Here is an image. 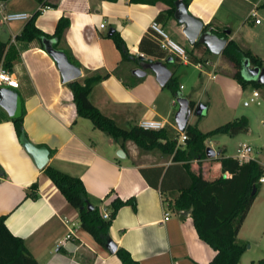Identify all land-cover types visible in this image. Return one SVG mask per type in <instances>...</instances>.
I'll return each mask as SVG.
<instances>
[{"label":"crops","instance_id":"crops-1","mask_svg":"<svg viewBox=\"0 0 264 264\" xmlns=\"http://www.w3.org/2000/svg\"><path fill=\"white\" fill-rule=\"evenodd\" d=\"M44 6L50 8L41 12ZM260 6H264V0H192L188 8L207 29L225 33L264 60V21L257 23L253 17V38L246 39L241 33L251 10ZM166 7L164 3L129 0H0V41L6 43L0 54V71L6 68L17 77L19 86L13 89L23 103V128L32 142L49 148V165L81 178L92 204L99 206L101 213L104 208L110 212L115 198L135 200L136 208L130 203L122 206L111 223L109 234L118 248H126L140 264H209L215 250L200 238L190 210L178 209L175 201L192 184V172L202 170L206 179L218 178L222 173L220 160L216 170L208 172L205 166L211 169L212 164L207 162L210 157L193 159L188 168L185 161L174 160L173 154L143 149L132 140L123 147L91 119L77 114L73 92L46 50L44 41L54 42L55 38L27 41L20 37L35 14L37 27L50 35L61 18L67 19L69 24L59 40V49L81 68L77 80L109 74L91 90V102L121 127L140 125L143 119L157 120L164 124L162 128L169 136L179 137L175 96L169 87L159 83L153 70L147 69L145 76L134 73L144 66L142 61L165 63L172 77L177 78L179 91L183 85L176 64H193L210 80L216 79L230 110L233 106L228 101L229 91L239 89L240 83L233 77V63L223 53L216 60L212 58L205 44L193 51L195 57L201 58L199 61H192L187 50L188 59H183L162 47L161 43L168 39L182 47L188 40L184 25L175 16L165 21L158 19ZM13 12L29 13L30 18L5 21L4 15ZM153 21L162 25L167 38L151 28ZM111 30L124 39L132 59H123ZM181 73L183 77L188 74L186 70ZM213 137L206 140L207 147ZM120 149L124 156L117 154ZM223 150H215L213 159L221 158ZM0 167L5 172L0 175V216L7 215V227L26 240L38 264H123L116 253L81 227L78 211L69 206L44 168L37 165L1 106ZM35 183L37 188L33 187ZM254 204L255 201L238 237ZM167 211L170 217L165 219Z\"/></svg>","mask_w":264,"mask_h":264},{"label":"trees","instance_id":"trees-1","mask_svg":"<svg viewBox=\"0 0 264 264\" xmlns=\"http://www.w3.org/2000/svg\"><path fill=\"white\" fill-rule=\"evenodd\" d=\"M6 1V0H3ZM116 1V0H113ZM132 3L158 4L164 3L167 7L158 16L159 20L165 21L174 16L176 0H129ZM192 0H185L189 5ZM35 16H32L25 25L21 38L27 41L33 39L55 38L53 45L59 49V40L69 22L61 18L53 35L43 32L35 23ZM205 30L207 26H205ZM211 32H213L210 29ZM218 35L228 39L223 54L228 58L235 68L233 77L242 86H246L249 81L254 82L257 87L264 85L257 80H247L242 75L243 62L249 60L253 66L264 67V60L249 49L242 48L237 41L229 39L225 33L215 32ZM117 47L122 51L123 59H132L124 39L116 31L111 34ZM204 46L196 42L192 50L188 51L192 61H199L193 55L196 48ZM6 43L0 41V54L4 53ZM208 52L210 50L205 47ZM69 56V55H68ZM70 60L78 65L70 56ZM138 62L140 60L137 58ZM147 65L148 61H142ZM7 68L11 67L6 65ZM109 74H97L86 77L83 82L75 79L67 82L71 88L74 101L79 116L91 119L96 127L107 132L117 142L124 147L128 140L134 141L143 149H159L165 154H173V159L185 161L190 168V161L193 159H203L207 157L206 140L218 134L236 135L249 130L248 118L243 116L235 120L228 121L218 127L203 132L196 125L188 123L185 132L187 139L184 146L178 144V137H171L164 128L144 129L140 125H134L130 128L119 126L115 120L105 115L97 106H95L89 97L93 87L108 77ZM171 89L174 96L180 97L179 83L175 76L166 84ZM192 109L196 108L197 102L190 100ZM15 128L19 138L27 136L23 128V114L18 118H13ZM219 158L222 174L214 179L208 180L203 176L202 170L192 172V184L184 189L176 199V207L180 210H190L195 227L200 238L208 243L214 250L215 255L209 264H241L240 259L246 250V245L238 241L240 229L251 209L252 204L260 189V179L264 175V166L256 159H250L240 162L231 156ZM45 173L53 180L56 186L67 198L70 207L76 209L79 213L81 227L88 231L95 240L103 246L111 238L109 229L119 209L132 204L136 208V202L133 199L122 200L115 198L110 204V218L105 219L99 206L94 205L89 209L88 202H91L90 194L87 192L81 178L65 173L52 165L44 167ZM225 173L230 176L224 177ZM0 175H5L0 167ZM37 188L36 183L33 184ZM256 192L253 193V190ZM37 197L36 193H32ZM92 203V202H91ZM7 215L0 216V264H38L37 259L27 246L26 240L14 235L6 225ZM123 264H140L131 253L124 247H119L115 252ZM249 264H264V258L258 261H251Z\"/></svg>","mask_w":264,"mask_h":264},{"label":"rangeland","instance_id":"rangeland-1","mask_svg":"<svg viewBox=\"0 0 264 264\" xmlns=\"http://www.w3.org/2000/svg\"><path fill=\"white\" fill-rule=\"evenodd\" d=\"M258 14L264 21V6L258 8ZM254 18L250 15L246 20L245 28L241 31L242 36L246 39L253 38ZM264 26V22H263ZM190 43L184 44L187 51L190 50ZM210 56L215 60L219 58V54L209 52ZM245 61L243 62V66ZM175 68L178 69L177 75L180 77L181 97L193 99L197 102L202 101V104L207 108L205 114H192L191 122L203 131L214 129L228 121L235 120L240 117H247L249 122V130L236 135L218 134L208 143V147H213L215 150L224 149L226 156L233 157L237 153V149L243 143H248L253 150L250 157L258 160L264 166V85L257 87L254 82L249 81L244 87L236 80L239 89L229 91L228 101L233 106V110L226 107V94L217 87L216 79L210 80L205 73H200L193 64L186 66L182 63H177ZM211 70V67L205 68ZM186 70L189 74L185 76L182 71ZM235 70V69H234ZM181 74V75H180ZM242 75L245 79L251 80L249 75H246L242 70ZM198 78L197 83L194 79ZM256 79V78H255ZM253 79V80H255ZM255 90H259L261 96L257 101L252 102L249 106L244 105V101L249 100ZM174 114L180 108L179 98L174 97ZM208 156L206 157V159ZM219 158H211L209 165H206V171L214 172ZM212 172V173H213ZM222 173H220L221 175ZM219 175V176H220ZM238 241L246 245V250L241 256V264H249L251 261H258L264 258V182L260 183V190L255 200L253 211L244 225V228L238 237Z\"/></svg>","mask_w":264,"mask_h":264},{"label":"water","instance_id":"water-1","mask_svg":"<svg viewBox=\"0 0 264 264\" xmlns=\"http://www.w3.org/2000/svg\"><path fill=\"white\" fill-rule=\"evenodd\" d=\"M175 5L176 8L174 16L179 23L184 25L183 32L189 43L194 45L196 42H200L205 44L214 54L223 53L227 46L228 39L218 35L217 33L211 32L210 30H205V23L189 11L185 0H176ZM112 32L113 30L110 31V33ZM44 42L46 50L57 63L63 82L78 79L82 73L81 68L70 60L68 54L64 50L56 48L53 45L52 40H45ZM250 64L249 60H245V65L242 68L243 72L246 75H249L250 79L256 78L255 80L264 84V67H250ZM147 69H151L155 72L157 80L163 86L166 85L172 77V71L161 61L148 60L147 65H144L142 68H136L134 73L139 76H145ZM179 103L180 108L177 111L175 118L181 131L185 130L192 114L195 113L203 115L207 111L203 104H199L196 108L192 109L190 106V100L186 97L180 96ZM0 106L7 111L8 115L12 119L20 117L24 112L23 103L18 93H16L13 88L7 86L0 87ZM22 143L26 150L34 157L40 168H44L48 164L50 159V150L47 146L37 145L25 135L22 138ZM206 152L207 156L210 158L216 156V151L212 147H207ZM117 154L119 156L125 155L122 149L118 150ZM224 177H227V175L224 174ZM255 192L256 189L253 190V193ZM88 207L89 209H93L94 205L91 202H88ZM106 248L111 253H115L118 249L117 244L111 238L106 242Z\"/></svg>","mask_w":264,"mask_h":264},{"label":"built area","instance_id":"built-area-1","mask_svg":"<svg viewBox=\"0 0 264 264\" xmlns=\"http://www.w3.org/2000/svg\"><path fill=\"white\" fill-rule=\"evenodd\" d=\"M49 8H50L49 6H44V7H41L40 11L44 12ZM250 15L252 17L256 18L257 23L262 22V18L259 16L257 8H253L251 10ZM3 18L5 21L25 20V19L30 18V14L26 13V12H13V13H8V14L4 15ZM104 26H105V24L102 23L101 27H104ZM151 28L155 32H157L158 34L167 38V33L164 31V29L162 28V25L159 22L153 21L151 24ZM161 45L163 48H167V49H170L171 51L176 52V54L178 56L182 57L183 59H188L186 49L184 47H182L181 45H179L177 42H175L171 39H168V40L162 42ZM198 66L202 67L203 65L198 64ZM0 85L1 86H7L10 88H17L19 86V81H18L17 77L10 70L3 68L0 71ZM260 96H261L260 91L255 90L253 92V95L250 97V99L244 101V105L249 106L252 102L257 101V99ZM140 126L143 127L144 129H160L164 126V124L161 121H157V120L143 119L140 123ZM186 139H187V134L183 130V131H181V133L178 137V144L180 146L181 145L184 146ZM252 150H253V148L250 144L243 143L237 149V153H236V155H234V158L238 159L240 162L248 161V160L252 159L250 157V153L252 152ZM260 182H264V177H262L260 179ZM102 215L105 219H109L110 218L109 210L107 208H104ZM169 217H170V213L168 211L165 212V219H168Z\"/></svg>","mask_w":264,"mask_h":264}]
</instances>
